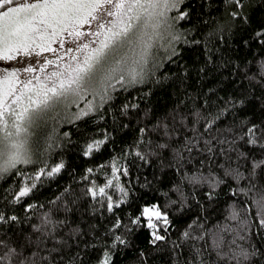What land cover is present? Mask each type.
I'll return each mask as SVG.
<instances>
[{
	"label": "snow or ice",
	"instance_id": "1",
	"mask_svg": "<svg viewBox=\"0 0 264 264\" xmlns=\"http://www.w3.org/2000/svg\"><path fill=\"white\" fill-rule=\"evenodd\" d=\"M258 9L0 0V264H264Z\"/></svg>",
	"mask_w": 264,
	"mask_h": 264
},
{
	"label": "trees",
	"instance_id": "2",
	"mask_svg": "<svg viewBox=\"0 0 264 264\" xmlns=\"http://www.w3.org/2000/svg\"><path fill=\"white\" fill-rule=\"evenodd\" d=\"M264 16V11L261 10H257L256 13L254 14V23H258L260 20V17ZM101 126H103V124H101ZM87 127L88 130L91 131L93 130L96 126L93 125L90 121L87 122ZM84 128V125H81L80 129H77L76 127H74L71 124H64L61 125L60 127V131H71L73 134V137H76L80 131H82ZM109 155V150H104L99 157L96 158V160L94 162L98 163L100 161V159H107V156ZM53 159H57L56 156L53 157ZM65 159L66 161L69 163V165L76 167L77 171H79V168L82 167V160L80 158H78L75 154L74 149L71 148V146H69V149H67L65 151ZM67 174L62 175L60 178H58L55 182L51 183V185H48L45 187V189H43L42 191L44 192L45 195H49L52 192H54L59 186L60 184H62L64 181L67 180ZM147 195V193H146ZM178 224L183 223V221H177ZM144 235L145 233L141 232L140 233V238L141 240L144 239ZM116 264H127V256H121L118 255L116 257Z\"/></svg>",
	"mask_w": 264,
	"mask_h": 264
}]
</instances>
